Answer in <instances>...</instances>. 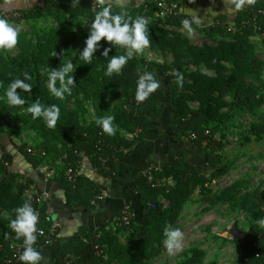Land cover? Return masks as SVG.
<instances>
[{
  "label": "trees",
  "instance_id": "16d2710c",
  "mask_svg": "<svg viewBox=\"0 0 264 264\" xmlns=\"http://www.w3.org/2000/svg\"><path fill=\"white\" fill-rule=\"evenodd\" d=\"M2 0H0L1 3ZM178 1V0H171ZM200 6H206L216 0H196ZM188 1L183 0L182 5H187ZM107 5V4H105ZM111 6V5H107ZM113 13L127 11L133 19L140 16L147 19H155L156 13L160 9L156 2H149L131 8H120L111 6ZM262 7V3L258 2L251 7H246L243 11L236 14V18L232 24H229L223 19H217L219 25L206 27V32L213 37L216 34L227 36L236 34L240 36L238 42L230 47V52L225 56L234 61V80H218L211 79L207 82L200 80L196 86H191L183 83L180 87L177 84V76L175 74H168V70L156 63H147L144 68L138 67L136 62L129 60L128 63L117 74L114 73L111 77L103 75V79L96 83L95 89L97 94L103 91L118 92L120 89L130 97L131 91L137 88V81L140 75L144 73H152L155 79L157 74L165 76V86L168 93L172 96L171 106L173 111V121L171 125L177 135H181L194 144L200 147L201 163L193 165V163L186 159L184 152H179L177 158L171 162L162 163L157 167L150 169L152 177L156 180L171 177L177 181V186L172 189H166L162 186L152 187L148 178L141 176L139 178L136 189L139 195L141 210L137 218L128 226L132 234V241L127 246H121L113 237L108 239L104 235L108 232L107 229L101 228V243L106 245L107 252L112 258H117L119 264H142L141 257L145 256L150 259L158 255L164 245L165 239L163 233L165 227L175 224L177 221L182 206L189 200V197L196 189V187L204 188L206 178L201 172V165L208 163L209 166L214 167L215 161L211 154L207 152L210 145L216 143L211 134L220 129V126L210 127V123L221 118L219 107L228 106L231 114L226 120L231 121L236 114L247 113L252 118H262L259 111L260 100L256 94L251 91H244L238 87L240 84L239 78H250L258 81V86L264 87V82L261 80L263 74L262 63L255 59L252 52H250L247 45V36L255 33L254 25H258L260 30L264 31V15L254 14ZM46 13L52 15L58 22V29L48 34L46 39L38 43V52L32 58L28 56H20L15 62H8L5 64L7 74V84L11 85L16 79H23V74L28 72L31 79L26 81L32 85L31 92H26L30 95L32 103L39 101L44 106H51L57 104L56 98L50 96L45 87V82L48 77V71L53 64H60L55 58L56 54L63 52L69 45L74 43L81 44L79 47L77 64L78 68L76 76L74 77L75 86L72 88V93L77 91V87L86 88L90 84V64L81 57V51L86 46L85 40L89 33V28L81 23V16H90L95 18L97 11L102 10L100 7L96 12L91 13L90 1L79 0V3H74L73 0L68 2L57 3L55 0H43V6L38 7ZM28 10H15L19 13H26ZM4 12L0 11V16ZM24 16V15H23ZM69 16L72 23H67L65 17ZM28 17V16H25ZM92 19V20H93ZM182 14L170 16L166 18L157 17L155 20L147 24L149 29L150 44L160 43L164 48L172 51L175 54L190 56L192 53H197L200 57L215 62L216 59L222 57L217 51L211 48H199L189 45L186 41L178 37H171L166 35L161 29V25H175L182 24ZM75 24V29H72ZM101 48L95 54L102 53L105 47H110V42L100 41ZM115 45H113L114 47ZM52 61V63H51ZM213 66L216 64H212ZM107 69V67H106ZM253 86L250 85V88ZM205 89V90H204ZM218 89L219 92L238 91L240 96H234L232 102L229 104L219 99H213L210 96L212 90ZM179 90H190L191 97L199 102L200 108L197 110L190 109L178 96ZM22 92V90L17 89ZM163 93L160 87L150 95L149 99L143 103H137L133 100V109L130 112H121L119 120H115L114 124L118 128L124 127L130 132L136 130L144 131L149 126L148 117L156 116L160 113L161 101ZM213 103H216L215 106ZM23 121L32 124H38L41 129V136L45 141V145L38 150H44L45 153L57 151L59 144L65 145V153L67 156V164L57 176L58 185L65 190L68 200L75 199L84 205L91 204V200L104 186L96 185L90 182L87 178L77 175L76 181L71 182L66 176V169L71 167L73 171H79V163L81 156L91 157L94 167H99V173L104 177L111 178L116 175L121 169L122 158L125 155V150L131 146V142L123 138L119 130L115 136H108L103 134L100 128L92 126L79 125L74 114L70 113L66 117H60L57 121L55 129L46 127L43 119H32L28 111L23 116ZM11 123L10 116L7 113L0 114V137L4 133L5 128ZM252 131L256 136H261L263 133V126L260 124H252ZM211 134H209V132ZM101 133V134H100ZM194 136V138H192ZM100 139L104 140L105 146L98 151V142ZM71 145V147H70ZM206 151V152H205ZM21 154L25 161L32 167H37L40 164V156L29 154L26 150L17 151ZM203 153V154H201ZM47 155V154H46ZM14 152L7 151L4 154V159L13 161ZM46 157V156H45ZM99 157L111 158L116 157L117 161H109L106 167H101ZM0 173L3 176L0 178V212H5L8 217H0V239H17L15 232L9 227L10 221L15 219V209L22 206L25 202L20 192V186L13 174L8 172L6 168L0 164ZM161 195L168 202V209L162 210L155 201V197ZM219 200L224 199L223 196H218ZM210 200V199H209ZM147 201L152 202L151 206H147ZM102 201L98 200L100 206ZM264 202V193L258 189L252 193L245 195L243 204L253 214L264 216V213L258 210V206ZM213 203V200H210ZM32 206L39 215V223L43 227H48L50 222L47 220L42 208L37 204ZM257 207V208H256ZM133 223L137 225L133 227ZM92 235V234H91ZM90 235V236H91ZM89 236V237H90ZM86 247V248H85ZM241 255L245 264H264V230L258 228H250L245 239L240 243ZM83 258L80 264H99L98 259L93 255L85 242L81 239H75L71 242H63L55 252L56 264H60L63 257L69 254H79L84 250ZM134 250V252H131ZM203 256V252L194 249L190 257H188L184 264L198 263ZM0 264L1 261H0Z\"/></svg>",
  "mask_w": 264,
  "mask_h": 264
},
{
  "label": "rangeland",
  "instance_id": "374dc122",
  "mask_svg": "<svg viewBox=\"0 0 264 264\" xmlns=\"http://www.w3.org/2000/svg\"><path fill=\"white\" fill-rule=\"evenodd\" d=\"M38 7L33 6L31 11H25L24 14L15 10L4 13L3 17L18 30L19 38L13 49L0 50V114L5 112L11 119L10 125L5 128L0 137V164L13 174L16 182L22 186L20 194L25 201L31 203V206H35L33 201V198L37 195L35 186L26 173L12 169L13 162L5 160L4 154L9 151L17 155L19 149L24 151L27 148L38 150L37 148L45 145V141L41 136V129L38 124L23 121L27 108L33 104L30 95L24 91H17L26 101L23 107L12 106L8 103V98L5 95L9 88L5 64L17 61L20 56L32 58L38 52V43L44 41L49 33L58 29L57 20ZM14 12H16L15 15ZM161 17L166 18L159 16V18ZM65 19L67 23H72L69 16H66ZM92 19L93 17L86 16L81 18V23L90 30ZM144 19L148 23L155 20ZM206 27L208 25L202 28L198 27L196 30L194 29L192 34H189L187 30L179 31L168 24L161 25V29L168 36L178 37L189 45L199 48H211L222 54V57L216 59L214 63L200 57L197 53H192L190 56L175 54L164 48L160 43L150 44L140 53L115 45L107 58L95 54L96 57H93V62L89 68V86L86 88L77 87V91L70 96L66 95L63 101L56 98L57 105L60 107V117H66V115L72 113L79 125L100 128L95 122L97 117L114 116L115 120H119L121 112H130L133 109L136 89L131 91L129 98L122 89L118 92L105 90L100 95L96 92V83L103 79L108 60L113 55L119 56L131 53V59L129 60L135 61L138 67L144 68L147 63H156L165 67L168 74L176 75V72H180L183 74V83L191 86H196L200 80L202 82L211 79L233 81L234 61L225 56L230 52V47L238 42L240 36L236 34L227 36L216 34L211 37L206 32ZM72 29H75V24H73ZM80 45L74 43L69 45L65 51L56 54L55 58L60 64H53L48 74L71 62L73 71L70 75H73L74 78L78 68L77 58ZM247 45L255 59L262 63L264 71V37L255 33L250 34L247 36ZM212 64L216 65L213 66ZM165 78V76L157 74L158 82H165ZM261 80L264 82V72ZM239 82V88L255 93L260 100L259 111L262 118H252L247 113H241L236 114L233 120L227 122L226 120L231 114L229 107H219L221 118L209 125L212 128L216 125L220 126V129L212 134L208 131L216 143L206 149L215 161V166L211 167L207 162L204 163L205 165H199L202 166L201 172L207 180L204 188L196 187L189 200L182 206L180 215L173 225V228H178L184 233L183 250L170 256L165 245H163L158 255L150 259L142 256L140 259L142 264H184L194 249L203 252L200 261L195 264H245L241 255L240 243L245 239L250 228L264 230V216L253 214L243 204L246 194L252 193L256 189L264 193V87L258 86L257 80L247 77L239 78ZM49 83L48 75L45 87L49 95L53 96L49 91ZM250 85L253 87L250 88ZM56 86L59 87V81H57ZM191 94L190 90L178 91V96L184 104L192 110H197L200 108V104L191 97ZM240 95L242 94L236 90L219 92L218 89H215L210 92L213 99H219L228 104L232 102L234 96ZM165 98L171 103L172 96L170 92L166 97H162L161 108ZM213 104L217 105L216 103ZM254 123L263 126L261 136H256L253 133L251 125ZM123 128L121 126L118 128L120 134ZM46 154V157L39 159V165L53 167L58 172L64 169L67 164L64 144H59L57 151ZM192 162L195 163L194 160ZM39 165L35 167L37 170H40ZM96 168L99 169V167ZM2 176L3 173H0V178ZM149 177H151L152 182L150 184L152 187L162 186L172 190L177 186V181L171 177L156 180L151 173ZM223 195L224 199L219 200L218 196ZM209 199L213 200V203H210ZM155 201L160 209H168V202L161 195H157ZM151 203L147 201V206H151ZM258 210L264 213V202L258 206ZM124 215L130 219V223L135 220L132 213H120V217L118 216L119 224L115 226V230H108L104 235L108 239L113 237L121 246H127L132 241V234L128 226L122 223ZM0 217L7 218L8 215L5 212H0ZM136 225V223H133V227ZM0 232H2L1 228ZM131 252H134V250ZM107 254L106 264H119L117 258H112L109 252Z\"/></svg>",
  "mask_w": 264,
  "mask_h": 264
},
{
  "label": "crops",
  "instance_id": "0c3cea01",
  "mask_svg": "<svg viewBox=\"0 0 264 264\" xmlns=\"http://www.w3.org/2000/svg\"><path fill=\"white\" fill-rule=\"evenodd\" d=\"M55 1L61 3L71 0ZM149 2L157 3V0H106L105 4L131 8ZM33 6H43V0H2L0 11L6 13L11 10H26ZM160 13L159 11L155 16H161ZM180 13L183 19H191L192 15L200 19L199 25H193L195 30L217 19H223L232 24L237 14L233 13L232 5L227 0H216L206 6L182 5ZM170 26L179 31L185 30L182 24ZM159 83L163 96L166 97L169 93L163 82ZM164 100L160 113L148 117L149 126L144 131L130 132L124 128L121 130L120 135L130 141L131 146L125 150L121 169L116 175L111 178L104 177L93 166L91 157L81 156L79 175L84 176L93 184L104 186L100 190L104 195L100 206L84 205L75 199L68 200L65 190L58 185V171L47 165H39L40 170H37L20 154L13 156L12 169L26 173L37 190L38 207L43 209L50 224L57 225V233L51 243L39 249L43 256L40 264H56L54 254L63 242H71L75 239L84 241L101 228L115 230V226L119 224L120 213H132L136 219L141 210L139 195L136 192L139 178L149 177L151 168L175 160L179 152H184L187 160L191 162L194 160L197 164L201 163L200 147L175 133L171 125L172 106L167 98ZM84 251L85 249L81 250L79 254L82 255Z\"/></svg>",
  "mask_w": 264,
  "mask_h": 264
},
{
  "label": "clouds",
  "instance_id": "9594fccd",
  "mask_svg": "<svg viewBox=\"0 0 264 264\" xmlns=\"http://www.w3.org/2000/svg\"><path fill=\"white\" fill-rule=\"evenodd\" d=\"M73 2L79 3V0H73ZM227 2L232 5L233 13H238L246 7L254 6L257 0H227ZM96 3L102 10L97 11L95 18L91 21L89 35L85 40L86 46L81 51V57L86 64H92L93 57H96V51L101 48V40L110 42V47H105L101 53L105 58L109 57L113 45L134 50L137 53L143 52L145 48L150 46L148 22L143 17L138 16L133 19L127 11L113 13L112 7L105 5V0H96ZM200 23V19L195 15H192L191 19L185 18L182 20V26L189 34L194 32L193 25H199ZM18 38V30L6 18L0 16V50L13 49L18 43ZM129 59H131V53L128 55H113L108 60L105 76L111 77L114 73L118 74ZM72 71L73 64L68 62L62 68L49 73V91L58 100L63 101L66 95L70 96L72 93V88L76 83L73 75H70ZM176 76L178 86L182 87L183 74L176 72ZM30 79V74L25 72L23 79H16L11 83L5 93L10 105L20 107L25 105L26 101L19 95L17 89L31 92L32 85L26 82ZM57 81H59V87L56 86ZM160 86L152 73H144L137 81L136 102L143 103ZM27 111L31 114L32 119H43L49 129L56 128L57 121L61 116L59 105L44 106L39 101L29 106ZM114 121V116L97 117L95 120L102 133L108 136H115L118 131V125L114 124ZM15 213V219L10 221L9 227L15 232L17 239L23 238L24 251L19 259L22 264H40L43 256L35 247L38 235H43V232L37 227L39 215L30 202H25L22 206L16 208ZM163 235L165 237L163 243L170 256L183 250L184 233L180 229L169 225L165 227Z\"/></svg>",
  "mask_w": 264,
  "mask_h": 264
},
{
  "label": "built area",
  "instance_id": "2783aa9c",
  "mask_svg": "<svg viewBox=\"0 0 264 264\" xmlns=\"http://www.w3.org/2000/svg\"><path fill=\"white\" fill-rule=\"evenodd\" d=\"M90 1V11L91 13H94L97 11V9L100 7L96 0H89ZM188 4L187 6H197L196 0H187ZM258 2L262 3V7L254 14V17L256 15H264V0H257ZM106 2V0H105ZM183 0L178 1H171V0H157V6L160 9L161 16L164 17H170L180 14V10L182 7ZM14 15L16 12L13 13ZM219 25L218 21L212 22L208 26H214ZM255 33L264 37V31L260 30L258 25H254ZM101 134V133H100ZM194 138V136L192 137ZM98 151H100L102 148H104L105 143L103 139H100L98 142ZM71 147V145H70ZM29 154L44 157L46 156V153L44 150H36L35 148H27L26 150ZM117 161L116 157L111 158H103L99 157V162L101 167H106L107 163L109 161ZM79 166H80V162ZM79 173L73 171L71 167H68L66 169V176L71 182H75L77 175ZM149 181L151 180V177H148ZM104 198L103 192H99L97 195L93 197L91 200L92 205H98L97 201ZM33 201L35 204H38L37 197L33 198ZM122 223L125 226H129L130 219L127 218L125 215L122 217ZM38 229L43 232V235H38L37 237V243L35 247L37 250H39L43 245H47L51 243L52 239L56 235L57 231V225L56 224H50L47 228L43 227L38 223L37 225ZM238 235V233H236ZM101 231H95L89 238H86L84 240L85 243L89 245L90 250L92 251L93 255L98 259L99 264H106L107 259V248L106 245L101 243ZM24 251V243L23 238L21 239H0V261L2 264H22L19 257L22 255ZM83 256L81 254H69L62 258L60 264H80Z\"/></svg>",
  "mask_w": 264,
  "mask_h": 264
}]
</instances>
